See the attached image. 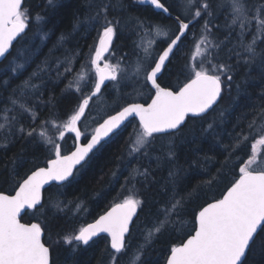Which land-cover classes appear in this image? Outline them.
I'll return each mask as SVG.
<instances>
[{
  "label": "trees",
  "instance_id": "obj_1",
  "mask_svg": "<svg viewBox=\"0 0 264 264\" xmlns=\"http://www.w3.org/2000/svg\"><path fill=\"white\" fill-rule=\"evenodd\" d=\"M159 1L189 28L158 83L176 91L208 74L220 81L221 98L178 131L142 143L138 122L128 121L70 180L48 187L42 204L21 221L40 225L50 264H164L193 233L203 206L219 199L240 174L264 171V0ZM18 18L25 33L0 64V192L5 194L56 152L74 148L72 133L59 140L57 132L94 90L92 71L78 77L104 30L113 33L108 56L120 71L87 107L82 142L122 107L151 99L146 75L178 32L173 19L141 0H24ZM94 107L99 118L84 128ZM124 201L134 202L138 215L121 251L113 252L105 236L87 245L74 241L82 227ZM242 264H264V225Z\"/></svg>",
  "mask_w": 264,
  "mask_h": 264
},
{
  "label": "water",
  "instance_id": "obj_2",
  "mask_svg": "<svg viewBox=\"0 0 264 264\" xmlns=\"http://www.w3.org/2000/svg\"><path fill=\"white\" fill-rule=\"evenodd\" d=\"M23 2L0 0V64L25 33L24 24L17 20ZM141 3L173 19L178 26L177 34L146 75V83L153 92L151 99L145 104L138 102L122 107L106 117L82 142L79 123L91 100L114 78L110 68L98 67L96 86L73 123L72 151L64 155L57 152L45 166L31 172L12 194L0 192V264H50V250L43 243L40 225L24 223L21 217L42 204L43 192L48 187L70 180L92 152L128 121L135 119L147 135H164L178 131L187 118L206 115L218 104L222 86L208 74L196 75L176 91L160 86L158 78L186 35L189 23L169 12L159 0H141ZM112 41L111 31L100 38L98 60L109 53ZM137 215L138 206L134 202H118L82 227L74 241L87 245L105 236L111 250L119 252ZM263 225L264 171H247L219 199L197 212L195 230L171 250L164 264H242Z\"/></svg>",
  "mask_w": 264,
  "mask_h": 264
},
{
  "label": "rangeland",
  "instance_id": "obj_3",
  "mask_svg": "<svg viewBox=\"0 0 264 264\" xmlns=\"http://www.w3.org/2000/svg\"><path fill=\"white\" fill-rule=\"evenodd\" d=\"M17 20H19V18L17 19ZM109 29H106V30H104L103 31V34H105L107 31H108ZM102 34V35H103ZM97 54H98V52H97V50H96V52H95V54H94V56H93V58H92V60L90 61V63L88 64V67H87V69H86V71H82L80 74H79V77H78V79H83V78H85L86 77V74H87V70L89 69L90 71H92V73H94L95 74V76H96V82H97V69H98V67H108V68H110V70L113 72V74H114V77H115V73H116V71H120V67L114 62V59L112 58V57H109L108 55L104 58V59H102V60H98V57H97ZM108 57V58H107ZM148 62V61H147ZM78 79H77V81H78ZM114 79V78H113ZM95 85H96V83H95ZM98 107L96 108V107H94V109H92L89 113V116H86V118H85V120H84V123H83V125L82 126H84V128H87L90 124H92V123H95V122H97V119L99 118V112H98ZM76 116H77V114L76 115H74L69 121H67L65 124H62L61 126H60V129L58 130V132H57V139H61V138H63L65 135H67V134H70V133H72V131H73V123H74V121H75V119H76ZM84 118V117H83ZM83 120V119H82ZM91 126V125H90ZM89 126V127H90ZM89 127H88V129H89ZM92 128H93V126H92ZM81 129V128H80ZM91 129V128H90ZM93 130H94V128L92 129V131H91V133L93 132ZM89 131V132H90ZM82 133H81V135H83L84 134V132L83 131H81ZM72 135H73V133H72ZM47 138V137H46ZM148 138V135H146L145 133H143V136L140 138L141 140H139L141 143L143 142V141H145V139H147ZM48 139V138H47Z\"/></svg>",
  "mask_w": 264,
  "mask_h": 264
},
{
  "label": "flooded vegetation",
  "instance_id": "obj_4",
  "mask_svg": "<svg viewBox=\"0 0 264 264\" xmlns=\"http://www.w3.org/2000/svg\"><path fill=\"white\" fill-rule=\"evenodd\" d=\"M81 123V122H80ZM79 128H80V124H79ZM82 133V132H81Z\"/></svg>",
  "mask_w": 264,
  "mask_h": 264
},
{
  "label": "bare ground",
  "instance_id": "obj_5",
  "mask_svg": "<svg viewBox=\"0 0 264 264\" xmlns=\"http://www.w3.org/2000/svg\"><path fill=\"white\" fill-rule=\"evenodd\" d=\"M146 24V23H145ZM132 34V33H131Z\"/></svg>",
  "mask_w": 264,
  "mask_h": 264
}]
</instances>
